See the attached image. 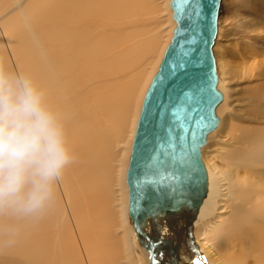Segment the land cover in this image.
Segmentation results:
<instances>
[{
	"label": "bare ground",
	"instance_id": "obj_1",
	"mask_svg": "<svg viewBox=\"0 0 264 264\" xmlns=\"http://www.w3.org/2000/svg\"><path fill=\"white\" fill-rule=\"evenodd\" d=\"M200 1L26 0L21 6L13 0L9 12L11 4L0 0V57L45 91L75 155L55 185L52 205L25 225V248L35 264L43 257L46 264H118L119 252L130 264H150L152 244V264H159L167 254L162 236L172 242L167 256L174 264L184 228L214 264H249L250 257L264 264V181L258 179L264 167L255 166L264 161L261 132L243 130L236 137L241 151L260 150L259 157L244 155L234 170L242 209L225 221L215 215L222 195L217 183L230 174L211 168L204 152L222 123L214 126L226 95L214 70L184 71L209 63L202 32L189 27ZM152 14L161 24L151 37L133 42L150 24L137 17ZM126 42L130 48L115 51ZM132 67L138 70L125 79L80 91L90 79ZM199 180L205 193L196 188Z\"/></svg>",
	"mask_w": 264,
	"mask_h": 264
},
{
	"label": "rangeland",
	"instance_id": "obj_2",
	"mask_svg": "<svg viewBox=\"0 0 264 264\" xmlns=\"http://www.w3.org/2000/svg\"><path fill=\"white\" fill-rule=\"evenodd\" d=\"M25 1L19 0V4L24 6ZM12 2L13 0H7V3L11 4L7 11L14 8ZM157 16L158 14H152V17L149 15L137 17L150 24H148V32L136 36L133 42L152 36L151 29L153 26L156 27V23L159 22L155 19ZM166 17L167 15L163 14L161 19ZM214 27L212 46L214 72L217 76V84L225 92L226 99L224 106L219 108V115L216 113L217 122L214 126H217L220 120L222 123H220L219 130L209 138L204 157L211 168H222L230 174L223 184L217 183V185H221L222 195L217 197L219 201H216L215 215H219L225 221L224 219L233 217L237 208L242 209L240 202L244 198L241 187L235 182L234 170L238 169L237 165L241 164V158L244 155L259 157L260 153L259 149L254 150L249 147V149L241 151L236 137L243 130L264 134V0H219L214 12ZM120 28L125 29L127 25L123 24ZM157 29L167 30L161 26ZM130 47V43L126 42L115 51L120 52ZM21 57L26 61V57ZM137 70L138 68L135 67L124 71L119 70L113 76L99 78L95 82L90 79L80 91L89 90L103 80L125 79ZM206 140L201 143V147L206 144ZM263 147L264 145L260 149ZM199 156L202 159L201 149ZM258 163L262 168L264 167V161H257L255 166ZM259 176L258 179L264 181V173ZM196 186L203 187V193L207 190L204 181L203 183L200 180L197 181ZM29 220L28 217L7 214L0 216V264H35L29 251L25 248L26 245L30 248V239L23 237L25 225L29 223ZM184 234L185 239L176 248L174 264L215 263L199 249L195 240L190 239L188 229L184 228ZM172 240L175 241L174 238ZM206 247V245L203 246L205 250L208 249ZM165 248L164 250L168 251ZM236 248L237 246L235 248L232 246L230 251L236 250ZM131 249L133 257H136L137 248L133 245ZM212 257L215 256L212 255ZM159 258H164L166 261H160L159 264H169L170 258L167 254L161 255ZM127 262L119 252L118 264H130ZM40 263L46 264V259L39 258L38 264ZM254 263L253 257H250L249 264Z\"/></svg>",
	"mask_w": 264,
	"mask_h": 264
},
{
	"label": "clouds",
	"instance_id": "obj_3",
	"mask_svg": "<svg viewBox=\"0 0 264 264\" xmlns=\"http://www.w3.org/2000/svg\"><path fill=\"white\" fill-rule=\"evenodd\" d=\"M75 159L61 113L26 74L0 57V216L35 218Z\"/></svg>",
	"mask_w": 264,
	"mask_h": 264
},
{
	"label": "water",
	"instance_id": "obj_4",
	"mask_svg": "<svg viewBox=\"0 0 264 264\" xmlns=\"http://www.w3.org/2000/svg\"><path fill=\"white\" fill-rule=\"evenodd\" d=\"M218 2H219V0H201L200 3H199V6H198L197 15H196V17L194 19L191 20V23L189 25L190 29H191V27H193V29H194L198 25L200 31L202 32V36H203V38L205 40V49L204 50H205V54L207 56V59L209 60V63L206 64V65H203V66H198V65L191 66V68H188V69L184 70L185 72H188V71H196L197 72L198 71V72H201V74H203L204 72L206 74H209L210 71L214 70V65L215 64H214V58H213L211 46H212V42H213L215 27H214V30L211 31L210 14L211 13L213 14L212 16H213V23H214V12H215V8H216ZM213 26H214V24L212 25V27ZM190 32H191V30H190ZM201 74H199L198 79L200 78ZM196 104H197V107H196V109L194 111L195 113L193 112L192 117L195 116V114L199 111L198 109L200 108V104L198 102ZM155 125H156V123H155ZM148 155L149 156H147L144 159L145 161L143 160L142 163H140V167L143 166L144 164L146 165L147 162L150 161V158L152 157V154H148ZM130 172H131V168H129L128 171H127V183H128L129 186L133 184ZM196 188L198 189L199 187L196 186ZM130 193H131V189H130ZM145 196L148 198L147 194H145ZM151 214L154 215V212L151 211ZM134 223H136V222L134 221ZM159 240L164 243V246L168 250L167 254L171 256L172 255L170 253V251L172 249L171 240L168 237H166V236H162L161 239H159ZM154 245L155 244L151 245V249H150V251H151L150 254L151 255H152V249H153ZM151 255H150V264H152V259H153ZM171 259H173V256L171 257Z\"/></svg>",
	"mask_w": 264,
	"mask_h": 264
}]
</instances>
